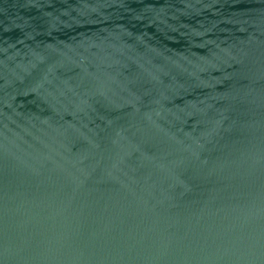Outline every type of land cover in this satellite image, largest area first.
I'll list each match as a JSON object with an SVG mask.
<instances>
[{"label": "water", "instance_id": "water-1", "mask_svg": "<svg viewBox=\"0 0 264 264\" xmlns=\"http://www.w3.org/2000/svg\"><path fill=\"white\" fill-rule=\"evenodd\" d=\"M0 264H264V0H0Z\"/></svg>", "mask_w": 264, "mask_h": 264}]
</instances>
